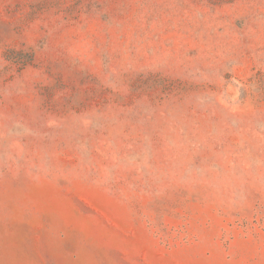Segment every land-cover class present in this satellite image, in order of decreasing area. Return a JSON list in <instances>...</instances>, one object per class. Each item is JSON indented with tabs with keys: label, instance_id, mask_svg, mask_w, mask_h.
I'll list each match as a JSON object with an SVG mask.
<instances>
[{
	"label": "rangeland",
	"instance_id": "374dc122",
	"mask_svg": "<svg viewBox=\"0 0 264 264\" xmlns=\"http://www.w3.org/2000/svg\"><path fill=\"white\" fill-rule=\"evenodd\" d=\"M0 264H264V0H0Z\"/></svg>",
	"mask_w": 264,
	"mask_h": 264
}]
</instances>
